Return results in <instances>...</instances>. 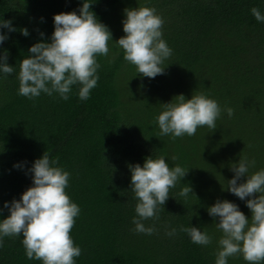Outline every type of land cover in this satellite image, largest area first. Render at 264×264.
Here are the masks:
<instances>
[{
    "label": "trees",
    "instance_id": "16d2710c",
    "mask_svg": "<svg viewBox=\"0 0 264 264\" xmlns=\"http://www.w3.org/2000/svg\"><path fill=\"white\" fill-rule=\"evenodd\" d=\"M0 264H264V0H0Z\"/></svg>",
    "mask_w": 264,
    "mask_h": 264
}]
</instances>
